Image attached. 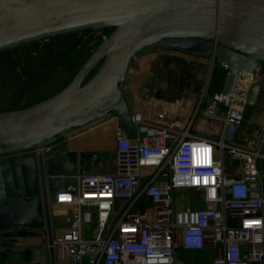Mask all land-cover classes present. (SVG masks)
Listing matches in <instances>:
<instances>
[{"label": "water", "instance_id": "obj_1", "mask_svg": "<svg viewBox=\"0 0 264 264\" xmlns=\"http://www.w3.org/2000/svg\"><path fill=\"white\" fill-rule=\"evenodd\" d=\"M103 28L110 33L65 86L25 107L0 111V154L52 146L110 112L124 134L136 138L122 86L130 59L146 48L216 61L227 69L226 95L240 71L261 68L262 84L249 89L247 104L264 95V0H0V51ZM260 164L264 172V151ZM76 172L65 145L0 160V264L19 248L15 237L27 233L12 231L17 226L46 227L52 251L48 194L74 190ZM23 251L34 260L40 254L37 247Z\"/></svg>", "mask_w": 264, "mask_h": 264}, {"label": "built area", "instance_id": "obj_2", "mask_svg": "<svg viewBox=\"0 0 264 264\" xmlns=\"http://www.w3.org/2000/svg\"><path fill=\"white\" fill-rule=\"evenodd\" d=\"M52 38L33 41L37 45L34 52ZM261 73V68L255 73L240 71L232 93H212L202 112L208 119H221L224 129L231 122H241L249 89L262 84V79L257 80ZM166 114L162 111L157 116L164 119ZM131 121L136 138H128L120 127L115 130L117 168L113 172H83L76 175L74 190L56 192V201L71 208L68 225L53 240V246L64 248L68 264H188L178 251L205 247L221 250L210 264H264L262 149L192 134L190 122L184 127L178 118L149 123L135 112ZM53 147L55 143L0 154V160ZM143 167L148 171L143 172ZM179 188L199 190L203 204L195 209L187 206L177 217L173 190ZM120 198L127 201L123 215L109 226L114 202ZM147 201L152 203L151 219L138 207ZM90 222H94V236L85 238L84 229Z\"/></svg>", "mask_w": 264, "mask_h": 264}, {"label": "crops", "instance_id": "obj_3", "mask_svg": "<svg viewBox=\"0 0 264 264\" xmlns=\"http://www.w3.org/2000/svg\"><path fill=\"white\" fill-rule=\"evenodd\" d=\"M215 68L216 76L212 84L211 81L209 82V75ZM226 74L225 67L216 61L212 63L211 59L206 57L165 47L146 48L130 59L122 92L130 114L140 112L146 122L164 124L173 118H178L182 120L184 127L190 122L189 132L192 134L213 139L223 137L227 144L252 150L261 148L264 151V143H261L264 134V95L257 96L255 106L245 111L241 122H231L226 129L221 119H208L201 110L212 93L222 91ZM261 75L262 73L258 75L257 80L262 79ZM200 99L202 104L196 112ZM25 106L27 104L21 107ZM217 110L221 112L223 107L219 105ZM162 111H166L167 114L164 119H159L157 115ZM117 127H119V119L110 112L95 122L67 134L55 143L56 146H66V152L71 156L77 171L75 177L80 170L84 173H108L117 168L113 148ZM141 170L148 171L145 167ZM230 173L236 172L230 169ZM156 179L159 180L160 177ZM183 194L190 198L185 206L184 200H178L179 195ZM173 197L174 212L177 217L185 207L195 209L203 204L200 191L197 189H174ZM48 202L52 251L49 250L46 227L35 230L17 226L12 231L25 230L27 233L15 237L16 242L13 245L19 248L15 249L3 264H68L64 248L53 246V240L68 225L67 217L71 208L56 201V192L48 194ZM126 202L121 198L115 200L109 226L122 217ZM138 207L147 219L153 217L150 201L139 203ZM23 247H37L40 252L37 260L27 258ZM201 250L213 252V258L221 255L219 249L211 250L205 247ZM181 255L188 264L198 262L197 257L194 258L193 251L182 250Z\"/></svg>", "mask_w": 264, "mask_h": 264}, {"label": "rangeland", "instance_id": "obj_4", "mask_svg": "<svg viewBox=\"0 0 264 264\" xmlns=\"http://www.w3.org/2000/svg\"><path fill=\"white\" fill-rule=\"evenodd\" d=\"M111 28L85 29L53 37L37 53L34 42L21 44L0 51V111L32 104L62 88L71 80L90 52L107 36ZM215 70H211L209 82L214 83ZM64 85V86H65ZM254 104H247L251 110ZM228 161H226V165ZM190 199L184 194L178 200ZM85 238L94 236V222L84 229ZM213 248H211L212 250ZM182 250L178 251L179 257ZM213 252L195 250L196 264H207L213 260ZM197 254V255H196Z\"/></svg>", "mask_w": 264, "mask_h": 264}, {"label": "trees", "instance_id": "obj_5", "mask_svg": "<svg viewBox=\"0 0 264 264\" xmlns=\"http://www.w3.org/2000/svg\"><path fill=\"white\" fill-rule=\"evenodd\" d=\"M68 82H69V81H68ZM68 82H67V83H68ZM67 83H66V84H67ZM64 85H65V84H64ZM64 85H63V86H64ZM63 86H62V87H63ZM58 90H59V89H58ZM52 94H53V93H52ZM49 96H50V95H49ZM47 97H48V96H47ZM44 98H46V97H44ZM44 98H42V99H44ZM40 100H41V99H40ZM38 101H39V100H38ZM35 102H37V101H35ZM35 102H33V103H35ZM27 105H30V104H27Z\"/></svg>", "mask_w": 264, "mask_h": 264}]
</instances>
